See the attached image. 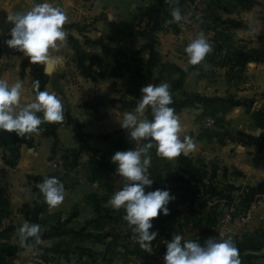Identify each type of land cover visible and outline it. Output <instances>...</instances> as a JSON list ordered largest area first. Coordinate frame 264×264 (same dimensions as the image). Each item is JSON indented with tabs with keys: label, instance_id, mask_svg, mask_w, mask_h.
Wrapping results in <instances>:
<instances>
[{
	"label": "crops",
	"instance_id": "obj_1",
	"mask_svg": "<svg viewBox=\"0 0 264 264\" xmlns=\"http://www.w3.org/2000/svg\"><path fill=\"white\" fill-rule=\"evenodd\" d=\"M34 2L42 0H0V79L22 82L21 106L34 98L37 78L18 51L6 48L12 25L5 21ZM48 2L66 13L67 37L50 50L63 58L52 65L58 90L49 79L38 81L62 101L65 119L27 139L0 131V264H163L173 235L203 243L215 237L224 214L240 264H264V0H209L202 24L213 51L195 66L184 53L191 39L173 37L165 0H97L90 8ZM152 73L170 85L180 136L195 147L172 160L150 150L154 183L146 191L167 188L175 200L168 215L153 219L150 231L158 235L146 252L127 243L122 209L112 210L108 200L116 192L110 157L134 143L118 122L135 110ZM144 115L151 119L150 109ZM46 176L65 188L55 208L35 187ZM248 210L251 218L241 223ZM25 222L40 225L39 245H20Z\"/></svg>",
	"mask_w": 264,
	"mask_h": 264
},
{
	"label": "clouds",
	"instance_id": "obj_2",
	"mask_svg": "<svg viewBox=\"0 0 264 264\" xmlns=\"http://www.w3.org/2000/svg\"><path fill=\"white\" fill-rule=\"evenodd\" d=\"M165 2L170 5L171 20L168 23L181 22L184 17L175 7L178 0ZM67 19L66 13L48 0L34 2L23 13L7 15L5 22L12 26L7 34L10 38L4 44L22 53L31 63L45 66V69L48 65L62 64L63 58H54L50 50H58L57 42L66 40L63 26ZM212 51L213 46L204 33H199L184 48L187 66L200 64ZM22 87L20 81L9 84L7 80L0 79V131L14 132L17 137L27 139L30 134L39 133L42 124L64 121L63 103L54 92L41 91L39 81H33L34 98L21 106ZM172 103L167 82L142 87L135 110L124 113L118 123L127 131L131 142L144 143L138 149L116 151L110 157V162L115 165V175L123 178L124 184L111 196L108 205L114 211L124 210L123 219L131 235L146 252H151L152 241L158 235L157 231H150L153 219L168 215V205L175 200L167 188L146 191L154 183L149 172L152 163L150 150L155 149L159 158L172 160L195 147L190 136L181 138V123L175 109L170 106ZM146 109H150L151 119L144 115ZM35 187L49 208L59 206L64 200V185L56 177L46 176ZM30 239L34 245L41 243L40 225L25 222L19 228L20 245L26 246ZM163 264H240V259L233 237L228 233H219L218 237H209L203 243L185 240L177 234L166 243Z\"/></svg>",
	"mask_w": 264,
	"mask_h": 264
},
{
	"label": "built area",
	"instance_id": "obj_3",
	"mask_svg": "<svg viewBox=\"0 0 264 264\" xmlns=\"http://www.w3.org/2000/svg\"><path fill=\"white\" fill-rule=\"evenodd\" d=\"M206 4H207V0H191V1L185 0L183 4V8L181 9V13L184 19L179 23H174L175 30L177 31L178 40L184 37L187 39L190 38L192 40L200 33L201 30H203L204 25L202 24L201 16H202V11L205 10ZM197 17H199V19H197ZM157 82H158V77L156 73H152L148 76L144 86L148 84H157ZM214 123L215 120L212 117H208L205 119V126L207 127L213 126ZM139 147H141V143L134 142L133 146L130 147V149L131 148L138 149ZM110 183L116 189V191H119L121 186L124 184V180L123 178H119L117 175H115L113 171L110 175ZM122 212L124 215L123 209ZM250 218H251V210H248L245 213V215L241 218V223L247 222ZM229 223H230V215L224 214L220 220L219 225L215 229V237H218L219 233H229ZM127 241H129L130 244H137L135 237L131 235L128 226H127Z\"/></svg>",
	"mask_w": 264,
	"mask_h": 264
},
{
	"label": "rangeland",
	"instance_id": "obj_4",
	"mask_svg": "<svg viewBox=\"0 0 264 264\" xmlns=\"http://www.w3.org/2000/svg\"><path fill=\"white\" fill-rule=\"evenodd\" d=\"M96 1L97 0H75V3L77 4V5H79V7H85V8H90V7H92L95 3H96ZM189 1H191V0H189ZM184 2H185V0H178V2L176 3V5H175V7H178L180 10L183 8V4H184ZM209 2V0H207V3ZM200 16H201V13H200ZM207 17V16H206ZM206 17H204V16H201V18H203V20H205V18ZM197 20V19H196ZM189 28H191V27H189ZM140 31H143V30H140ZM203 31V32H202ZM200 33H204V35L206 36V37H209L210 35H209V33H208V31H204V30H201L200 31ZM173 37H176L177 38V31L175 30V31H173ZM180 39V38H179ZM186 40H190L189 38L187 39V38H181L180 39V41H184V42H186ZM191 42V40L189 41V43ZM6 48L8 49V50H10L11 51V49H9L7 46H6ZM12 52V51H11ZM18 53V55H20V57H19V60H21L23 63H24V66H26L27 68H29V69H31L32 70V74L34 75V73L35 72H39V74H41L42 75V72H43V65H40V64H33V63H31L27 58H24V57H21V55H22V53H19V52H17ZM21 58V59H20ZM35 77L37 78V80H38V78H39V75L38 74H36L35 73ZM158 77V76H157ZM46 79L48 80V77H45V78H42V79H40L42 82H44L45 83V81H46ZM147 80V79H146ZM146 80L144 79L143 80V82L141 83V87H140V89L144 86V84H145V82H146ZM157 84H158V82H157ZM111 173H112V171H111ZM111 175V174H110ZM109 175V176H110ZM112 185V184H111ZM94 232V231H93ZM93 232L91 233V234H93ZM75 243L76 244H78V243H80V244H82L83 242L82 241H75ZM93 242H89V243H86L87 245H91ZM127 243H129L128 241H127ZM129 245H130V243H129ZM79 256H81L80 254L78 255V254H75L74 255V257H73V259L74 260H77L78 261V259H80V260H82V258L81 257H79ZM78 258V259H77ZM84 260V259H83ZM86 260V259H85ZM88 262H90V260L88 259ZM93 261H91V263H92ZM95 262V261H94Z\"/></svg>",
	"mask_w": 264,
	"mask_h": 264
},
{
	"label": "water",
	"instance_id": "obj_5",
	"mask_svg": "<svg viewBox=\"0 0 264 264\" xmlns=\"http://www.w3.org/2000/svg\"><path fill=\"white\" fill-rule=\"evenodd\" d=\"M44 73L46 75H48V79H49V83L51 85V88L55 91L58 90L59 88V80H58V76L55 72L52 71V65H48L47 69H43Z\"/></svg>",
	"mask_w": 264,
	"mask_h": 264
},
{
	"label": "trees",
	"instance_id": "obj_6",
	"mask_svg": "<svg viewBox=\"0 0 264 264\" xmlns=\"http://www.w3.org/2000/svg\"><path fill=\"white\" fill-rule=\"evenodd\" d=\"M35 73L39 75V78H38V79H42L41 74H39L38 71L35 72ZM42 76H43V75H42ZM43 78H45V76H43ZM47 124H48V123L42 124L41 127H45Z\"/></svg>",
	"mask_w": 264,
	"mask_h": 264
}]
</instances>
